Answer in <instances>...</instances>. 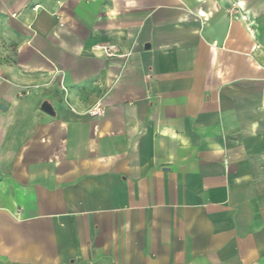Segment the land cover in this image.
Wrapping results in <instances>:
<instances>
[{
  "label": "crops",
  "instance_id": "crops-1",
  "mask_svg": "<svg viewBox=\"0 0 264 264\" xmlns=\"http://www.w3.org/2000/svg\"><path fill=\"white\" fill-rule=\"evenodd\" d=\"M0 105V264H264V0H0Z\"/></svg>",
  "mask_w": 264,
  "mask_h": 264
},
{
  "label": "built area",
  "instance_id": "built-area-1",
  "mask_svg": "<svg viewBox=\"0 0 264 264\" xmlns=\"http://www.w3.org/2000/svg\"><path fill=\"white\" fill-rule=\"evenodd\" d=\"M102 50L107 56L112 55V49L110 47H103ZM88 114L89 115H103L104 111L100 109L99 107H93L88 111Z\"/></svg>",
  "mask_w": 264,
  "mask_h": 264
},
{
  "label": "water",
  "instance_id": "water-1",
  "mask_svg": "<svg viewBox=\"0 0 264 264\" xmlns=\"http://www.w3.org/2000/svg\"><path fill=\"white\" fill-rule=\"evenodd\" d=\"M0 109H3V106L0 105ZM42 110H45V111L48 110V112L50 111V110H49V107L46 106V105H43V106H42Z\"/></svg>",
  "mask_w": 264,
  "mask_h": 264
}]
</instances>
